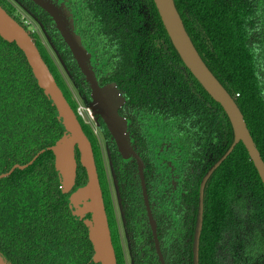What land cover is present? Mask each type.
<instances>
[{
	"label": "trees",
	"instance_id": "1",
	"mask_svg": "<svg viewBox=\"0 0 264 264\" xmlns=\"http://www.w3.org/2000/svg\"><path fill=\"white\" fill-rule=\"evenodd\" d=\"M66 2L99 85L116 84L125 100L119 114L143 161L165 264H193L199 185L233 142L229 120L182 64L152 0ZM173 2L201 60L241 112L264 163V0ZM0 7L21 26V15L31 19L36 31L29 35L71 109L75 102L58 64L89 104V87L51 18L29 0H0ZM78 121L92 148L116 264H159L135 162L117 153L98 119L108 177L96 138ZM63 132L23 54L0 38V175L27 164ZM75 159L72 192L87 181L77 151ZM68 199L51 152L0 180L2 256L11 264H94L87 230L72 216ZM198 264H264V188L241 143L205 185Z\"/></svg>",
	"mask_w": 264,
	"mask_h": 264
},
{
	"label": "water",
	"instance_id": "2",
	"mask_svg": "<svg viewBox=\"0 0 264 264\" xmlns=\"http://www.w3.org/2000/svg\"><path fill=\"white\" fill-rule=\"evenodd\" d=\"M51 18L59 36L70 52L78 70L86 81L90 100L95 107L94 114L102 121L110 135L117 153L125 159L136 162L139 184L142 193L148 225L152 236L155 254L159 264H165L157 239L156 223L149 208L143 175V162L131 147L127 122L118 111L124 100L119 95L115 84L100 87L91 69L90 55L81 44L80 37L74 32L73 21L64 6L56 7L50 0H29ZM160 17L165 32L178 54L182 64L198 82L206 94L218 104L233 132V142L225 154L206 172L198 191V208L192 245V261L198 264L199 240L202 229L204 188L216 171L238 144L245 148L264 188V163L246 127L241 112L233 99L207 69L191 40L189 39L173 0H152ZM0 38L8 44H14L23 54L31 73L43 95L52 103L57 120L64 128L63 135L51 147L39 151L27 164L13 166L7 173L0 175V180L9 177L15 170H25L45 152L54 157V170L57 173L60 191L69 194V208L73 217L83 222L87 238L92 247L91 262L94 264H116L102 193L95 168L91 145L84 135L74 111L65 100L55 83L46 64L42 60L29 33L0 7ZM75 151L79 153V164L86 174L84 186L74 192L77 163ZM85 216H89L85 219ZM0 264L9 263L0 253Z\"/></svg>",
	"mask_w": 264,
	"mask_h": 264
},
{
	"label": "rangeland",
	"instance_id": "3",
	"mask_svg": "<svg viewBox=\"0 0 264 264\" xmlns=\"http://www.w3.org/2000/svg\"><path fill=\"white\" fill-rule=\"evenodd\" d=\"M24 14V13H23ZM25 16H27L26 14H24ZM28 17V16H27ZM40 34L41 32L38 31ZM43 39V40H42ZM41 41L42 43L44 44L45 43V40H44V37L43 35L41 34ZM46 48L48 49V51L51 53V55L53 56V53L52 51L50 50V48L48 47L47 44H45ZM58 64V63H57ZM58 67L60 69V72L61 74L63 75L64 77V80L66 81L67 85L69 86L71 92H72V96L76 95V93L74 92L73 88H72V85L70 84V81H68V78L65 77V74L61 68V66L58 64ZM78 97V96H77ZM90 130V129H89ZM90 132L92 133V131L90 130ZM93 134V133H92ZM102 131H101V128H100V125L98 124V127H97V134L93 136L96 138L98 144H99V148L101 149V154H102V159L104 161V164H105V169H106V172H107V175L108 177L111 178V174H110V170H109V161H108V156H107V152H106V149H105V145H104V140H103V135H102ZM110 180V179H109ZM111 194H112V197H113V208H114V212H115V215H116V219H117V224H118V228L121 232V236H122V240L125 244V238H124V234H123V226H122V219L120 217V212H119V205H118V201H117V196H116V192H115V187H114V184L113 182L111 183ZM129 261V259H128Z\"/></svg>",
	"mask_w": 264,
	"mask_h": 264
},
{
	"label": "built area",
	"instance_id": "4",
	"mask_svg": "<svg viewBox=\"0 0 264 264\" xmlns=\"http://www.w3.org/2000/svg\"><path fill=\"white\" fill-rule=\"evenodd\" d=\"M22 27L29 33H35L36 29L32 26L31 21L24 15L20 16ZM75 102L74 113L76 118L80 120L86 127H88L94 135L97 134V120L94 115V107L92 105L83 104L79 98L73 95Z\"/></svg>",
	"mask_w": 264,
	"mask_h": 264
},
{
	"label": "flooded vegetation",
	"instance_id": "5",
	"mask_svg": "<svg viewBox=\"0 0 264 264\" xmlns=\"http://www.w3.org/2000/svg\"><path fill=\"white\" fill-rule=\"evenodd\" d=\"M56 7H60L61 5H63L64 6V8H65V10L67 11V13L71 16V19H72V21H73V27H74V32H75V22H74V13H73V10H72V7L70 6V5H68L67 4V2H66V0H50ZM27 17V16H26ZM29 20H31L29 17H27ZM55 27V26H54ZM76 33V32H75ZM81 44H82V42H81ZM83 46V45H82ZM97 80V79H96ZM98 82V81H97ZM110 84H114V83H110ZM98 85H99V83H98ZM106 85H108V84H106ZM106 85H104V86H106ZM116 85V84H115ZM100 86V85H99ZM100 87H103V86H100ZM116 88H117V86H116ZM117 91H118V89H117ZM75 92V91H74ZM76 93V92H75ZM118 93H119V91H118ZM76 95L78 96V98H79V100L83 103V104H85L84 102H83V100L80 98V96L78 95V93H76ZM89 95H90V93H89ZM120 95V94H119ZM121 96V95H120ZM89 98H90V96H89ZM122 98V97H121ZM123 99V98H122ZM124 100V99H123ZM124 104H125V100H124ZM124 104H123V106H124ZM86 105H92L93 107H94V105L92 104V102H91V100H90V103L89 104H86ZM122 106V107H123ZM121 107V108H122ZM121 108L119 109V111L121 110ZM94 111H95V107H94ZM119 111H118V114H119ZM95 115V114H94ZM119 116H121L120 114H119ZM95 117H96V120H97V125L99 124L98 123V117L95 115ZM122 117V116H121ZM122 118H124V117H122ZM125 120H126V122H127V119L126 118H124ZM102 122V121H101ZM104 125V124H103ZM127 134H128V122H127ZM128 138H129V136H128ZM129 141H130V139H129ZM130 144H131V141H130ZM131 147H132V145H131ZM133 149V148H132ZM134 150V149H133ZM135 152V151H134ZM136 153V152H135ZM137 154V153H136ZM141 159V158H140ZM133 160V159H132ZM134 161V160H133ZM135 162V161H134ZM143 162V161H142ZM135 164H136V162H135ZM136 169H137V166H136ZM143 171H144V165H143ZM137 174H138V172H137ZM143 175H144V172H143ZM139 178V177H138ZM144 183H145V179H144ZM139 186H140V184H139ZM145 188H146V185H145ZM140 190H141V188H140ZM146 194H147V191H146ZM141 195H142V193H141ZM147 199H148V196H147ZM142 201H143V199H142ZM148 204H149V201H148ZM143 206H144V204H143ZM149 208H150V210H151V207H150V205H149ZM71 210V209H70ZM144 211H145V207H144ZM72 212V211H71ZM151 214H152V210H151ZM145 215H146V211H145ZM87 216H85V218H86ZM152 217H153V214H152ZM146 219H147V215H146ZM154 219V218H153ZM155 221V220H154ZM155 223H156V221H155ZM147 224H148V220H147ZM149 226V225H148ZM149 229H150V227H149ZM156 231H157V224H156ZM151 233V232H150ZM152 237V236H151ZM157 239H158V237H157ZM158 242H159V240H158ZM152 243H153V241H152ZM154 247V246H153ZM159 248H160V246H159ZM161 251V250H160ZM162 254V253H161Z\"/></svg>",
	"mask_w": 264,
	"mask_h": 264
}]
</instances>
